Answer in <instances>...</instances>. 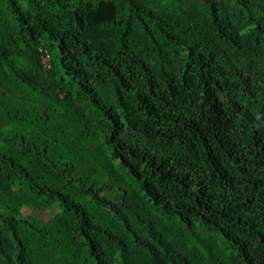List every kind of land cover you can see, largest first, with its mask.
<instances>
[{
  "label": "trees",
  "instance_id": "trees-1",
  "mask_svg": "<svg viewBox=\"0 0 264 264\" xmlns=\"http://www.w3.org/2000/svg\"><path fill=\"white\" fill-rule=\"evenodd\" d=\"M0 264H264V0H0Z\"/></svg>",
  "mask_w": 264,
  "mask_h": 264
},
{
  "label": "rangeland",
  "instance_id": "rangeland-1",
  "mask_svg": "<svg viewBox=\"0 0 264 264\" xmlns=\"http://www.w3.org/2000/svg\"><path fill=\"white\" fill-rule=\"evenodd\" d=\"M54 210H50V211H43V212H39L37 213V216H39L41 219H49L50 214L53 212ZM23 212L25 213V215H30V211H28L27 209H24Z\"/></svg>",
  "mask_w": 264,
  "mask_h": 264
},
{
  "label": "built area",
  "instance_id": "built-area-1",
  "mask_svg": "<svg viewBox=\"0 0 264 264\" xmlns=\"http://www.w3.org/2000/svg\"><path fill=\"white\" fill-rule=\"evenodd\" d=\"M48 61V59H45V62H47ZM48 67V66H47Z\"/></svg>",
  "mask_w": 264,
  "mask_h": 264
}]
</instances>
